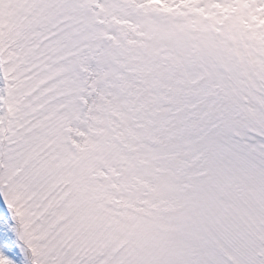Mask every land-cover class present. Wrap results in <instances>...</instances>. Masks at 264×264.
<instances>
[{"label":"snow or ice","instance_id":"6c2138e0","mask_svg":"<svg viewBox=\"0 0 264 264\" xmlns=\"http://www.w3.org/2000/svg\"><path fill=\"white\" fill-rule=\"evenodd\" d=\"M0 264H264V0H0Z\"/></svg>","mask_w":264,"mask_h":264}]
</instances>
